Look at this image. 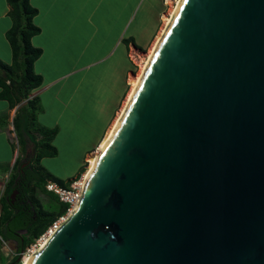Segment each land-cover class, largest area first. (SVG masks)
Here are the masks:
<instances>
[{"label": "water", "instance_id": "1", "mask_svg": "<svg viewBox=\"0 0 264 264\" xmlns=\"http://www.w3.org/2000/svg\"><path fill=\"white\" fill-rule=\"evenodd\" d=\"M74 209L27 264H264V0H181Z\"/></svg>", "mask_w": 264, "mask_h": 264}, {"label": "rangeland", "instance_id": "2", "mask_svg": "<svg viewBox=\"0 0 264 264\" xmlns=\"http://www.w3.org/2000/svg\"><path fill=\"white\" fill-rule=\"evenodd\" d=\"M177 2L163 0L160 9L161 0H138L135 13L130 16L120 39L114 35L101 48L98 44L100 38L89 34L85 39L87 47L81 61L76 63L79 52L73 51L66 69L52 71L53 74L67 73L62 80L71 88L65 94V105L55 102L52 109L39 120L42 126L57 129L52 144L58 155L44 158L40 165L34 164L36 167L64 182L73 181L72 185L82 178L84 182L89 157L119 114L131 90L132 80L145 65L152 43L162 33L178 5ZM130 38L136 43L130 46L128 53L126 47ZM69 94H72L71 98L68 97ZM8 180L3 184L1 196ZM50 196L53 195L46 196L40 191L36 194L45 210L56 211ZM0 206L2 207L1 203ZM1 207L0 215L3 213ZM16 251L17 248L11 241L0 238V264L11 261ZM20 257L22 264L26 255Z\"/></svg>", "mask_w": 264, "mask_h": 264}, {"label": "trees", "instance_id": "3", "mask_svg": "<svg viewBox=\"0 0 264 264\" xmlns=\"http://www.w3.org/2000/svg\"><path fill=\"white\" fill-rule=\"evenodd\" d=\"M8 4L12 27L7 32V39L12 48L13 62L9 65L0 60V99L8 102L9 110H15V116L10 120L8 113L0 115V132L8 133L10 143L14 150L20 148L21 156L13 166L0 199L3 211L0 215V237L3 241H9L18 229L26 228L32 231L28 241L17 248L12 260L5 263L20 264L22 253L26 252L57 219L68 213L69 205L62 203L57 195L49 192L47 184L54 182L70 189L73 181L64 182L34 165H40L44 158L58 155L52 144L57 129H47L39 125L37 116L40 100L37 97L30 98L32 92L44 82L43 77L35 71V63L42 56V50L31 43L33 37L41 32L34 23L38 11L31 5L30 0H8ZM33 153L34 158L28 163ZM14 191H18V194L12 203L11 195ZM38 191L46 196L53 195L49 198L56 206V211L43 208L36 197Z\"/></svg>", "mask_w": 264, "mask_h": 264}, {"label": "crops", "instance_id": "4", "mask_svg": "<svg viewBox=\"0 0 264 264\" xmlns=\"http://www.w3.org/2000/svg\"><path fill=\"white\" fill-rule=\"evenodd\" d=\"M137 1L30 0L31 5L38 11L34 23L41 30L40 34L33 37L31 43L42 50V56L35 63V71L43 77L44 82L30 97H37L40 100V111L37 116L40 126L42 125L39 120L41 121L42 116L52 109L55 102L65 105L67 102L65 94L67 95L71 88L62 80L67 73L53 74L52 71L66 69L73 51L79 52L76 58V63H79L87 47L85 39L89 34L100 38L98 44L101 48L107 44V39L114 35L120 39L127 28L130 16L135 13ZM162 4L163 0L160 9ZM9 11L8 0H0V60L10 65L13 62V53L7 39V32L12 27ZM128 41L130 43L126 50L129 53L130 46L136 42L133 38ZM71 95L68 97L71 98ZM4 113H8L10 120H13L15 110H9L8 102L0 99V115ZM20 152V148L14 150L8 133L0 132V191L3 190V184L9 179L14 164L21 156ZM1 195L2 193L0 199Z\"/></svg>", "mask_w": 264, "mask_h": 264}, {"label": "bare ground", "instance_id": "5", "mask_svg": "<svg viewBox=\"0 0 264 264\" xmlns=\"http://www.w3.org/2000/svg\"><path fill=\"white\" fill-rule=\"evenodd\" d=\"M177 1H178L177 2L178 5L176 6V8L174 9V11L172 12L171 17L167 20L166 26L164 27L162 33H160L158 36H156L154 43H152L153 45H152V47H151V49H150V51H149V53L147 55V59H146L145 65L142 66L139 74L137 76H135V78L132 80L131 90H130V92L128 94V97L125 98L126 101H125L124 105L122 106L119 114L117 115L116 119L114 120V122H113L112 126L110 127L109 131L102 138V140L97 145L95 151L89 157V159H88V168H87V171H86L85 180L83 182V178H82V180L80 181V184H79L82 189L85 186L86 181L89 179L92 171L94 170L95 165H96V162H97V159H98L100 153L103 151V149L105 148V146L107 145V143L110 141V139H111V137H112L115 129L117 128V126H118L121 118L123 117L124 113L126 112L128 106H129V103L131 101V98H132V96H133V94H134V92H135V90H136V88H137V86L139 84V81L143 77V75H144V73H145V71L147 69V66H148V64H149V62H150L153 54L155 53V51H156V49H157V47H158V45H159L162 37L164 36V34L166 33L168 27L170 26V24L172 22V19L174 18V15H175V13L177 11V8H178V6H179V4L181 2V0H177ZM74 208H76V206ZM74 208H72V210L69 213V215L67 216V218L64 219V222L67 221V219L75 211ZM52 235L49 238L48 237L47 238H44L43 241H41L40 248H38V249L36 248V249L30 251L29 253H27L26 254V259L24 260V262H22V264H27L30 261V259L32 258V256H33L34 253L38 252L41 248L45 247V245L49 242V240L52 237Z\"/></svg>", "mask_w": 264, "mask_h": 264}, {"label": "built area", "instance_id": "6", "mask_svg": "<svg viewBox=\"0 0 264 264\" xmlns=\"http://www.w3.org/2000/svg\"><path fill=\"white\" fill-rule=\"evenodd\" d=\"M80 182H75V185H72V189H66L61 186H59L57 183L49 182L46 186L47 190L51 193H54V195H57L59 200L64 203L68 204V213L59 219H57L48 229L47 231L38 239L36 242L31 245L26 252L22 253V255H26L30 251L34 249H38L41 246V241H43L44 238H49L52 234L55 233V231L64 223V219L67 218L69 213L71 212L72 208L77 206L81 194H82V188L79 185ZM1 238V237H0Z\"/></svg>", "mask_w": 264, "mask_h": 264}, {"label": "flooded vegetation", "instance_id": "7", "mask_svg": "<svg viewBox=\"0 0 264 264\" xmlns=\"http://www.w3.org/2000/svg\"><path fill=\"white\" fill-rule=\"evenodd\" d=\"M35 221H37L36 217H35ZM31 235H32V231L30 229H26V228L18 229L14 233V236L11 237L9 241H11L16 248H19L28 241Z\"/></svg>", "mask_w": 264, "mask_h": 264}]
</instances>
